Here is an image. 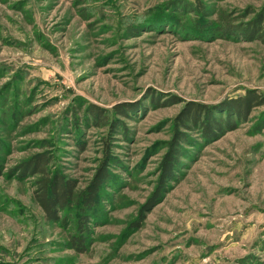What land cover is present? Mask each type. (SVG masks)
Returning <instances> with one entry per match:
<instances>
[{
    "label": "rangeland",
    "instance_id": "obj_1",
    "mask_svg": "<svg viewBox=\"0 0 264 264\" xmlns=\"http://www.w3.org/2000/svg\"><path fill=\"white\" fill-rule=\"evenodd\" d=\"M259 14L264 33V0H0V264H264V104L227 109L264 102ZM41 153L78 195L106 164L85 253L80 199L47 222L19 177Z\"/></svg>",
    "mask_w": 264,
    "mask_h": 264
},
{
    "label": "trees",
    "instance_id": "obj_2",
    "mask_svg": "<svg viewBox=\"0 0 264 264\" xmlns=\"http://www.w3.org/2000/svg\"><path fill=\"white\" fill-rule=\"evenodd\" d=\"M260 17L261 15L259 14L258 18H254L250 22L249 25L251 30L248 32V38L258 37V39L264 41V33H261L262 28H260L262 22V18ZM263 104L264 102H262L259 97L248 92L244 96L235 100H230L227 104V109L230 113H236L239 117H245L252 108ZM195 109V107L187 109L186 114L181 119L183 128L188 126L187 122H191L192 124H197L199 122L198 117L201 111ZM207 126L209 127V125ZM185 142V139L176 135L169 144L170 151L167 152L163 162V174L161 179L164 180L172 177V171L176 167L180 155L181 148L179 145H183ZM51 160V157L42 153L31 157L19 165V177H21V179H26L28 177L39 176L35 180L33 198L42 210L47 222H59L60 213L70 208L75 200L80 199L79 209L82 216L78 218V238H72V248L79 253H85L87 248L84 243V235L87 230L88 222L87 217H85V212L95 204L101 186L109 177L106 164L94 175L86 189L78 195L76 192L77 183L75 180L60 173L50 172L48 167L51 164Z\"/></svg>",
    "mask_w": 264,
    "mask_h": 264
}]
</instances>
